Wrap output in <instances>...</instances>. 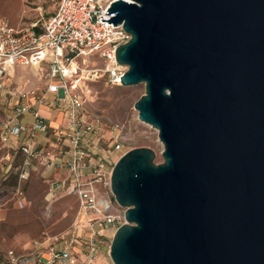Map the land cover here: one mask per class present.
Returning <instances> with one entry per match:
<instances>
[{
	"label": "water",
	"instance_id": "95a60500",
	"mask_svg": "<svg viewBox=\"0 0 264 264\" xmlns=\"http://www.w3.org/2000/svg\"><path fill=\"white\" fill-rule=\"evenodd\" d=\"M122 87L158 131L124 153L113 264H264V0H115ZM102 19V17H100ZM102 23L105 20H101Z\"/></svg>",
	"mask_w": 264,
	"mask_h": 264
},
{
	"label": "built area",
	"instance_id": "2783aa9c",
	"mask_svg": "<svg viewBox=\"0 0 264 264\" xmlns=\"http://www.w3.org/2000/svg\"><path fill=\"white\" fill-rule=\"evenodd\" d=\"M113 1L60 0L41 27L16 29L8 21H0V99L9 107L0 118V142L23 154L22 179L28 178L34 161L46 166L60 162L70 173L60 185L78 199L73 228L65 236L50 239L47 258L37 242L27 258L10 251V264H98L104 231L126 222L124 214L114 212L110 197L111 153L96 156L112 132L87 111L90 85L105 80L122 86L121 78L128 69L117 63L116 51L131 35L123 24L113 27L106 23L113 18L106 15ZM93 59L102 64H92ZM19 67L40 69L44 86L15 88L13 76ZM35 105L62 113L63 124L51 127ZM27 114L33 117L30 123L23 120ZM115 150L121 151L122 145L117 143Z\"/></svg>",
	"mask_w": 264,
	"mask_h": 264
},
{
	"label": "rangeland",
	"instance_id": "374dc122",
	"mask_svg": "<svg viewBox=\"0 0 264 264\" xmlns=\"http://www.w3.org/2000/svg\"><path fill=\"white\" fill-rule=\"evenodd\" d=\"M59 2L0 0V21L6 20L16 29L41 27L56 11ZM91 62L98 66L102 64L98 59ZM13 82L15 88H40L45 83V77L40 69L19 68L15 71ZM90 87L92 95L87 111L90 116L101 119L106 130L112 132L101 144L100 152V155L111 153L112 169L122 153L140 147L153 149L157 153L156 162L161 163L163 144L158 131L141 122L134 107L145 94V85L113 86L102 80ZM3 103V99H0V108ZM112 136L113 140H110ZM117 143L122 145L121 151L115 150ZM24 164L22 153L4 148L0 142V264H10V251L18 257L27 258L31 253L29 248L35 242L67 235L74 226L78 212L77 197L61 185L60 190L56 189L43 177L46 165L32 162L28 178L22 179L20 172ZM110 197L114 212L124 214L125 209L117 204L113 194ZM116 230L113 227L110 233ZM112 239L107 234L102 243V255L110 262ZM98 264H102V260Z\"/></svg>",
	"mask_w": 264,
	"mask_h": 264
},
{
	"label": "crops",
	"instance_id": "0c3cea01",
	"mask_svg": "<svg viewBox=\"0 0 264 264\" xmlns=\"http://www.w3.org/2000/svg\"><path fill=\"white\" fill-rule=\"evenodd\" d=\"M19 68H25V67H19ZM19 68H17V69H19ZM32 103H34L33 100H32ZM34 109L39 110L40 114L49 121L50 126L53 127V128H55V127L63 124V122H64V115L62 113H60V112H57L55 110H51V109H49L46 106H38V105H35L34 106ZM8 112H9V107H7L6 105H3L0 108V118H4L7 115ZM23 120L26 123H30V122L33 121V117H32L31 114H27L23 118ZM38 139L39 140H44L43 136H41V135L38 136ZM100 152H101V149H100V151H96V153H97L96 156L97 157L102 156V155H100ZM121 155L119 157H121ZM69 175H70V173H69L68 168L61 167L60 166V162H57L56 164H53L51 166H47L43 170V177L47 179V182L48 183H50L53 187H56V189H58V190H60V183L63 180L68 179L69 178ZM111 230H112V228L104 231V239H103V241L106 240L107 234H108V236L109 235H111L112 237L114 236L115 231L111 234L110 233ZM51 238L52 237H48V238H46V239H44L42 241H39L41 243V246H40L41 247V252L43 253V255L46 258L48 257V250H47V248L52 243L51 240H50ZM58 238H60V237H58ZM36 243L37 242H35L34 245H31V247L29 248V250L31 251V253H32V251H34V248H36ZM56 247L58 249H60V242L57 243ZM81 258L83 259L84 257L81 256ZM99 260H102V264H113V263H111L112 261L110 262L106 258H104V256L102 255V249H101V254L99 256Z\"/></svg>",
	"mask_w": 264,
	"mask_h": 264
}]
</instances>
